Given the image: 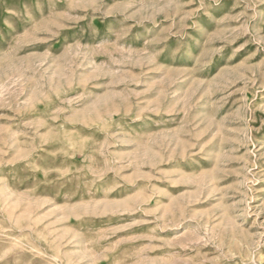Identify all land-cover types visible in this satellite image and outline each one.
Segmentation results:
<instances>
[{
    "label": "rangeland",
    "instance_id": "1",
    "mask_svg": "<svg viewBox=\"0 0 264 264\" xmlns=\"http://www.w3.org/2000/svg\"><path fill=\"white\" fill-rule=\"evenodd\" d=\"M0 264H264V0H0Z\"/></svg>",
    "mask_w": 264,
    "mask_h": 264
}]
</instances>
